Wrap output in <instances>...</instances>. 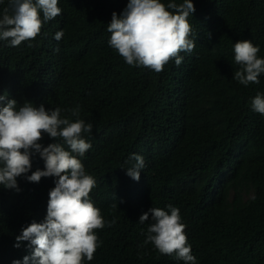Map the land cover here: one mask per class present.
<instances>
[{"label":"trees","instance_id":"trees-1","mask_svg":"<svg viewBox=\"0 0 264 264\" xmlns=\"http://www.w3.org/2000/svg\"><path fill=\"white\" fill-rule=\"evenodd\" d=\"M129 2L59 0L61 14L35 40L17 47L0 40V89L9 100L67 109L63 117L70 119L78 107L76 118L93 126L84 134L92 147L83 165L96 181L90 196L106 223L96 230L95 262L84 264H184L145 244L147 236L119 245L118 233L141 214L115 200L140 202L145 212L178 208L196 264H264V115L252 109L264 95V73L258 84L234 79L236 42L251 41L264 59V0H192L196 46L180 53L179 66L172 60L159 73L128 65L109 44L112 14ZM9 7L10 0H0V18ZM43 139L44 146L56 142ZM132 154L151 161L139 182L123 183L119 175ZM44 168L34 154L27 175ZM221 172L231 178L220 180ZM56 179L18 177L19 192L0 185V264H23L31 255L27 241L14 247L16 237L33 221L44 222Z\"/></svg>","mask_w":264,"mask_h":264},{"label":"clouds","instance_id":"clouds-1","mask_svg":"<svg viewBox=\"0 0 264 264\" xmlns=\"http://www.w3.org/2000/svg\"><path fill=\"white\" fill-rule=\"evenodd\" d=\"M58 4L59 0H10V7L3 10L0 18V40L9 41L12 47L35 40L44 23L61 14ZM195 11L192 0L167 5L161 0H130L122 14H112L107 28L111 33L109 44L130 66L149 68L157 73L172 60L179 66L183 61L180 53H190L196 46L189 22ZM63 35L60 31L54 38L59 41ZM5 46L6 42L1 45ZM259 52L251 41L234 44V60L240 66L234 72L235 80L245 86L260 82L264 59L258 58ZM252 109L264 115V95L258 94L252 100ZM65 111L67 109L49 110L43 104L18 106L14 99L9 100L1 85L0 185L19 192L18 177L25 176L32 183H39L45 177L57 178L49 192L44 222L33 221L16 237L14 247L29 242L31 255L23 258V264L29 261L32 264H84L85 259L93 263L94 254L101 246L96 230L103 229L106 222L94 202V195L90 196L96 181L85 172L83 165L92 147L84 134L91 133L93 126L76 118L78 107L69 110L71 119L63 117L67 115ZM44 134L56 142L44 146L41 143ZM34 154L45 161V168L27 175L32 169ZM127 160L131 167L123 169L126 175L120 173V180L137 183L145 163L151 160L137 154ZM219 175L220 180L231 178L226 172ZM115 203H123L128 206L127 211L138 210L141 214L139 223L131 225L128 231H120L121 236L118 233L119 245H129L135 237L147 236L144 243L154 245L161 254L175 255L184 264H196L178 208L169 205V211H165L152 207L145 212L140 202L115 200ZM150 218L152 223L147 229L143 224ZM13 264H21V261L15 260Z\"/></svg>","mask_w":264,"mask_h":264}]
</instances>
